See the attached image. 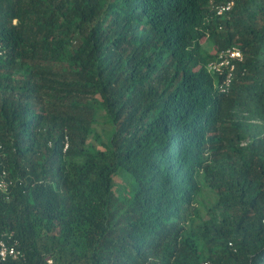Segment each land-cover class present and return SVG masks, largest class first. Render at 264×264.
I'll list each match as a JSON object with an SVG mask.
<instances>
[{"label":"trees","instance_id":"1","mask_svg":"<svg viewBox=\"0 0 264 264\" xmlns=\"http://www.w3.org/2000/svg\"><path fill=\"white\" fill-rule=\"evenodd\" d=\"M223 1L0 0V264H264V0Z\"/></svg>","mask_w":264,"mask_h":264},{"label":"built area","instance_id":"2","mask_svg":"<svg viewBox=\"0 0 264 264\" xmlns=\"http://www.w3.org/2000/svg\"><path fill=\"white\" fill-rule=\"evenodd\" d=\"M235 0H224L215 8L216 15H223L228 12ZM220 58L222 59L218 64L211 65V69L217 73L221 72V69L227 68L228 73L226 75V85L230 80V72L233 70L232 61H240L241 53L237 49H227L225 50ZM4 177V174L2 175ZM0 192H7V182L4 178L0 179ZM24 258V253L20 249L17 240L14 239L12 233H2L0 234V261L11 260H21ZM210 264V263H204Z\"/></svg>","mask_w":264,"mask_h":264},{"label":"rangeland","instance_id":"3","mask_svg":"<svg viewBox=\"0 0 264 264\" xmlns=\"http://www.w3.org/2000/svg\"><path fill=\"white\" fill-rule=\"evenodd\" d=\"M204 46H205L206 49L209 48V44L207 42L204 43ZM99 122L103 123V119H100ZM108 129H109V127L107 125H105V124H98V125H96L94 127V130L96 131V134L98 136L104 135L105 133H107ZM89 142L94 144V145H96L97 148H100L98 143L95 140H93L92 138L89 139ZM116 182H117L116 184H118V185L122 184V181H120V180H117Z\"/></svg>","mask_w":264,"mask_h":264}]
</instances>
